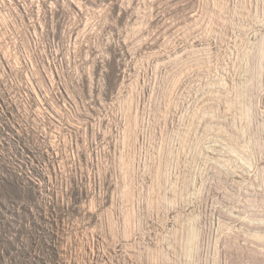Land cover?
<instances>
[{
	"label": "rangeland",
	"instance_id": "rangeland-1",
	"mask_svg": "<svg viewBox=\"0 0 264 264\" xmlns=\"http://www.w3.org/2000/svg\"><path fill=\"white\" fill-rule=\"evenodd\" d=\"M263 39L264 0H0V264H264Z\"/></svg>",
	"mask_w": 264,
	"mask_h": 264
},
{
	"label": "bare ground",
	"instance_id": "bare-ground-1",
	"mask_svg": "<svg viewBox=\"0 0 264 264\" xmlns=\"http://www.w3.org/2000/svg\"><path fill=\"white\" fill-rule=\"evenodd\" d=\"M259 56H261V58H264V39L262 40V42L260 43V47H259ZM256 53V52H255ZM258 56V55H257ZM263 56V57H262ZM260 60V59H259ZM263 60V59H262ZM258 61V60H257ZM261 61V60H260ZM263 63L260 62V64ZM264 64V63H263ZM261 64L260 66H262V68L264 67V65ZM254 68V67H253ZM253 76V75H252ZM251 79V78H250ZM217 160V159H216ZM223 160V159H222ZM224 225V224H223ZM226 225V224H225ZM196 235V234H195ZM197 236V235H196ZM194 237V236H193Z\"/></svg>",
	"mask_w": 264,
	"mask_h": 264
}]
</instances>
